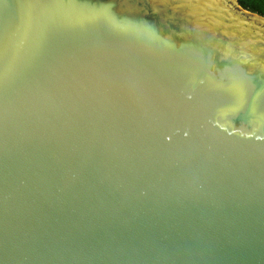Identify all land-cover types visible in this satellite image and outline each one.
Wrapping results in <instances>:
<instances>
[{"label": "water", "instance_id": "1", "mask_svg": "<svg viewBox=\"0 0 264 264\" xmlns=\"http://www.w3.org/2000/svg\"><path fill=\"white\" fill-rule=\"evenodd\" d=\"M0 264H264V16L0 0Z\"/></svg>", "mask_w": 264, "mask_h": 264}, {"label": "trees", "instance_id": "2", "mask_svg": "<svg viewBox=\"0 0 264 264\" xmlns=\"http://www.w3.org/2000/svg\"><path fill=\"white\" fill-rule=\"evenodd\" d=\"M239 2L244 8L264 16V0H239Z\"/></svg>", "mask_w": 264, "mask_h": 264}]
</instances>
